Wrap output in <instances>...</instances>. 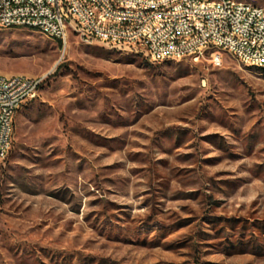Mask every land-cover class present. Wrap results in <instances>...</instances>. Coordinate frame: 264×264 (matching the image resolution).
I'll return each instance as SVG.
<instances>
[{
  "label": "rangeland",
  "instance_id": "1",
  "mask_svg": "<svg viewBox=\"0 0 264 264\" xmlns=\"http://www.w3.org/2000/svg\"><path fill=\"white\" fill-rule=\"evenodd\" d=\"M222 57L0 28V73L43 77L0 160V264H264V69Z\"/></svg>",
  "mask_w": 264,
  "mask_h": 264
},
{
  "label": "built area",
  "instance_id": "2",
  "mask_svg": "<svg viewBox=\"0 0 264 264\" xmlns=\"http://www.w3.org/2000/svg\"><path fill=\"white\" fill-rule=\"evenodd\" d=\"M25 27L58 39L145 52L151 61L227 55L264 69V6L242 0H0V28ZM43 77L0 73V160L12 147L17 111Z\"/></svg>",
  "mask_w": 264,
  "mask_h": 264
},
{
  "label": "crops",
  "instance_id": "3",
  "mask_svg": "<svg viewBox=\"0 0 264 264\" xmlns=\"http://www.w3.org/2000/svg\"><path fill=\"white\" fill-rule=\"evenodd\" d=\"M33 100H34V99H33ZM30 102H31V101H30ZM28 103H29V102H28ZM25 105H26V104H25ZM23 106H24V105H23ZM23 106H22V107H23ZM14 122H15V119H14Z\"/></svg>",
  "mask_w": 264,
  "mask_h": 264
}]
</instances>
